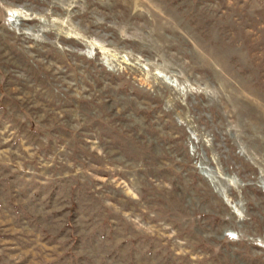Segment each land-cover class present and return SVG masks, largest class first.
Wrapping results in <instances>:
<instances>
[{
    "label": "rangeland",
    "instance_id": "1",
    "mask_svg": "<svg viewBox=\"0 0 264 264\" xmlns=\"http://www.w3.org/2000/svg\"><path fill=\"white\" fill-rule=\"evenodd\" d=\"M0 264H264V0H0Z\"/></svg>",
    "mask_w": 264,
    "mask_h": 264
}]
</instances>
